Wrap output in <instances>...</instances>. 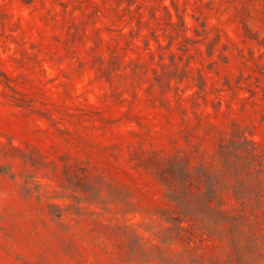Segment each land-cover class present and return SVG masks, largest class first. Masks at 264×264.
<instances>
[{
    "label": "rangeland",
    "instance_id": "rangeland-1",
    "mask_svg": "<svg viewBox=\"0 0 264 264\" xmlns=\"http://www.w3.org/2000/svg\"><path fill=\"white\" fill-rule=\"evenodd\" d=\"M0 264H264V0H0Z\"/></svg>",
    "mask_w": 264,
    "mask_h": 264
}]
</instances>
